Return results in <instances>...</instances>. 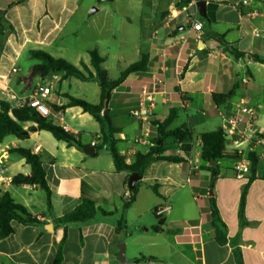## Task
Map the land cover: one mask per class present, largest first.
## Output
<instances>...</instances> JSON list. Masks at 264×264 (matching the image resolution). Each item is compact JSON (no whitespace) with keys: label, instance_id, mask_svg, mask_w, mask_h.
<instances>
[{"label":"crops","instance_id":"crops-1","mask_svg":"<svg viewBox=\"0 0 264 264\" xmlns=\"http://www.w3.org/2000/svg\"><path fill=\"white\" fill-rule=\"evenodd\" d=\"M168 1L171 12L148 27L146 71L130 74L115 88L107 108L112 125L119 129L113 135L114 147L126 164H131L137 153L148 151L157 137L154 123L164 120L170 109H176L177 117L169 129L187 124L192 133L190 150L183 151L180 143L166 139L163 155L179 156L183 162H149L135 184L134 202L123 209L129 197L130 173L115 170L106 147L96 153L95 145L101 143L99 124L76 106L53 111L51 105L62 106L67 100L65 93L50 92V119L60 127L66 126L68 133L78 134L82 148L93 146L94 155L56 140L31 122L21 123L25 138L7 135L3 139L0 193L7 192L42 224L12 222L13 233L0 239V264H53L64 228L55 219L72 210L82 192L110 214L98 211L91 220L66 225L61 264H121L118 254L122 249L128 264H237L239 257L243 264H264V140L260 138L264 133V63L250 56L264 59V0H205V17L199 15L195 5L199 0ZM175 3L178 6L174 9ZM151 9L144 6L142 12ZM75 12L76 5L64 0H0V93L9 90L24 99L36 84L44 85L38 77L22 79L34 64L29 61L28 51L42 50L60 58L56 55L64 51L65 39L68 41L76 33L71 26ZM190 19L201 24L200 31L191 28ZM208 34L222 36L228 46L244 56L235 57ZM21 60L26 62L21 65ZM68 81L61 83L68 87ZM143 87L156 92V107L151 122L141 125L129 117V112ZM228 92L231 95L225 103L216 106L212 94ZM67 94L81 98L79 94ZM86 101L98 103L99 91L96 100ZM241 107L252 111V116L242 114ZM234 115L241 121L227 137L225 149L228 156L239 158L219 161L217 176L212 180L213 173L201 168L200 135L226 131ZM142 131L147 135L142 142L134 143ZM16 147L41 157L51 193L50 211L39 186L12 184L15 175L31 174L25 160L10 153ZM249 152L256 153L259 164L257 177L246 191L241 222L238 207L248 174L238 179L234 167L239 161L249 167ZM210 198L226 228L223 245L215 239ZM165 206L169 210L158 216L161 230L154 231V211ZM121 217L123 227L115 233Z\"/></svg>","mask_w":264,"mask_h":264},{"label":"trees","instance_id":"trees-1","mask_svg":"<svg viewBox=\"0 0 264 264\" xmlns=\"http://www.w3.org/2000/svg\"><path fill=\"white\" fill-rule=\"evenodd\" d=\"M206 19L210 22L208 16ZM216 41L223 45L224 48H228L232 55L235 57L244 56L243 52H239L230 46L223 40L222 36L210 35ZM29 57L35 61L28 71V74L22 79L30 80L34 77L44 79L47 75L59 76L61 80L69 78H75L80 81L93 80L99 87V101L96 104L87 102L82 98L72 96L65 93L63 97L67 100L66 104L62 106L51 105V109L55 112L63 111L69 107H79L83 112L88 113L100 126L101 143L95 145L96 153L101 149L107 148L114 163L115 170L117 172H136L142 175L144 167L152 161L166 160L171 162H183V159L179 156H165L163 142L166 139H173L181 144L183 151L190 150L191 130L187 124L175 129H169V126L177 117V110L170 109L167 117L154 123L157 130V137L153 141L152 145L146 153H137L134 156V160L131 164H126L124 158L118 154L115 149V139L113 135L119 132V129L114 127L111 122L109 110L107 104L111 98V92L121 85L125 79L133 73L145 72L148 63V54H141L140 58L126 66L119 73L116 79H110L107 75V71L103 68L102 64L104 58L98 53L96 49L89 50V65L84 62H80V68L69 63L63 58H56L51 56L42 50H30L28 51ZM251 58L260 63H264V59H260L256 55H250ZM231 95V92L227 94H212V100L218 107L223 105L226 99ZM31 122L34 123L38 130H44L49 132L56 140L63 141L69 146H74L77 149H81L82 145L78 139V134H71L65 132L62 127L53 123L49 118H44L36 113L32 108L22 106L15 107L11 104L0 101V143L7 135H14L17 138H25L26 133L23 130L21 123ZM260 138L264 140V133L260 135ZM201 153L200 162L202 169H206L213 173L212 180H215L218 172L217 163L226 158L238 159L236 155L228 156L225 149L227 142V135L223 130L213 131L200 135ZM10 153H14L25 160V163L29 165L31 174L29 176L23 174L15 175L11 182L12 184L19 185H37L45 192L46 207L47 210L51 209V193L47 187L44 179V171L42 168L41 157L24 148H12ZM248 178L244 184L239 201L238 217L243 220V211L245 204V195L247 188L256 177L258 171L259 158L254 152L247 154ZM214 162L215 165H210ZM85 183L82 181L81 189H84ZM129 197L124 203L123 209H127L131 203L135 200L137 188L128 189ZM155 191V190H154ZM156 193V192H155ZM100 211L103 215H109L110 212L99 209L94 199L87 197L84 193H81L80 202L69 212L55 219L58 225H63L62 237L59 240L53 264H61L63 259V244L66 240V225L75 222H85L95 217L96 213ZM210 211H211V224L215 230V239L219 245L226 243V228L218 217L215 201L210 198ZM157 218V224L153 227L154 231L161 230L162 220ZM12 222H17L22 225H41L35 216L30 214L26 208L16 203L7 192L0 193V239H4L13 233ZM123 218L121 217L115 228V233H119L123 227ZM237 264H243L241 258L237 259Z\"/></svg>","mask_w":264,"mask_h":264},{"label":"rangeland","instance_id":"rangeland-1","mask_svg":"<svg viewBox=\"0 0 264 264\" xmlns=\"http://www.w3.org/2000/svg\"><path fill=\"white\" fill-rule=\"evenodd\" d=\"M64 1L76 5V12L71 21L76 33L70 35L68 41L65 39L64 51L56 56L80 68L81 61L86 60L85 64L89 65V55L86 51L96 49L105 58L102 66L110 79H116L122 69L147 52L148 44L145 40L149 25L171 12L167 9L168 0ZM144 6H152L153 9L151 12H142ZM177 6L178 3H175L173 8ZM91 8H96L97 11L89 14ZM29 61L35 64L31 58ZM25 62L21 60L20 64ZM55 76L49 74L42 81L45 86L50 87L51 93L63 95L70 92L79 94L78 96L86 100H96L99 91L96 82H81L69 78L67 87ZM59 84L65 85L60 88ZM129 117L133 119L130 114Z\"/></svg>","mask_w":264,"mask_h":264},{"label":"built area","instance_id":"built-area-1","mask_svg":"<svg viewBox=\"0 0 264 264\" xmlns=\"http://www.w3.org/2000/svg\"><path fill=\"white\" fill-rule=\"evenodd\" d=\"M191 20V19H190ZM191 28L194 31H200L201 30V24L195 20L192 19L191 21ZM12 72H15L13 69ZM51 90L50 87L42 85V84H36L32 94L28 98H20L17 96L14 92L9 90H2L1 96L2 101H5L12 106L15 107H30L32 108L36 113H38L40 116L44 118H49L51 115V109L47 105V98L50 94ZM156 92L154 90H150L146 87H143L140 91L139 98L137 100V103L135 107L130 110L129 114L130 116L135 119L137 122L141 123V125L148 124L151 122L152 115L154 112V109L156 107V99H155ZM240 112L242 114H247L249 116H252V111L247 109L246 107H241ZM241 121V118L238 115H234L232 118L228 121V127L224 131L227 135L232 134V130L237 127V124ZM62 129L67 132V127L63 126ZM146 131H142L141 135L136 137L133 142L134 143H140L143 141L144 136H146ZM236 178L242 179L245 177V175L248 173V164L245 162H237V164L234 167ZM2 172V169H0V173ZM169 210L168 206L165 207H158L155 209L154 213L158 217L162 215L164 212ZM133 264H141V261H135Z\"/></svg>","mask_w":264,"mask_h":264},{"label":"water","instance_id":"water-1","mask_svg":"<svg viewBox=\"0 0 264 264\" xmlns=\"http://www.w3.org/2000/svg\"><path fill=\"white\" fill-rule=\"evenodd\" d=\"M103 2H110V1H113V0H101ZM196 7H197V10H198V13L201 17H205V0H199L195 3ZM97 9L96 8H91L90 11H89V14H93L94 12H96ZM82 151L86 154V155H89V156H92L94 155V147L93 146H86V147H83L82 148ZM210 165H215L214 162H211ZM140 178V175L136 172H131L129 175H128V178H127V187L129 189H132L135 187V184L136 182L139 180ZM46 228L48 230L51 229V227L49 226H46ZM118 257H119V260L121 262V264H128L127 261L125 259H123V249L120 250L119 254H118Z\"/></svg>","mask_w":264,"mask_h":264}]
</instances>
